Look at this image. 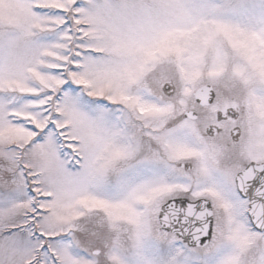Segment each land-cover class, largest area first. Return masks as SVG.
Instances as JSON below:
<instances>
[{
	"label": "snow or ice",
	"instance_id": "snow-or-ice-1",
	"mask_svg": "<svg viewBox=\"0 0 264 264\" xmlns=\"http://www.w3.org/2000/svg\"><path fill=\"white\" fill-rule=\"evenodd\" d=\"M0 264H264V0H0Z\"/></svg>",
	"mask_w": 264,
	"mask_h": 264
}]
</instances>
